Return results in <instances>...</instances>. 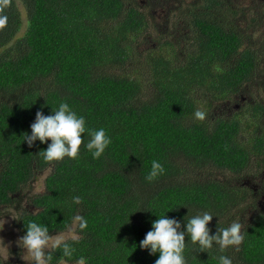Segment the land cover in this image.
I'll return each instance as SVG.
<instances>
[{"label": "trees", "instance_id": "trees-1", "mask_svg": "<svg viewBox=\"0 0 264 264\" xmlns=\"http://www.w3.org/2000/svg\"><path fill=\"white\" fill-rule=\"evenodd\" d=\"M155 1V8L175 7ZM176 1L183 11L189 4L181 13V21L187 18L182 33L191 30L188 46L159 35L163 42L145 54L142 72H148L141 76L130 73L127 61L131 40L151 26L143 7L150 0H0V19L6 18L0 26V206L20 210L22 235L29 220L46 224L50 234L67 230L75 215L88 221L83 231L76 227L79 239L69 241L72 256L57 251L52 264H77L81 257L85 264H154L158 253L149 255L139 241L157 217L137 207L160 214L170 205L178 206L166 215L182 225L198 209L211 211L213 232L232 222L233 211L251 207L242 244L223 254L233 264H264V210L258 208L264 176L246 174L253 162L264 168V96L254 95L244 121L194 118L205 105L263 89L257 77L264 68V0H253L252 24L241 23L236 32L226 24L248 10L241 12L242 0ZM60 102L83 115L87 127L111 136L100 158L93 160L82 143L78 158L45 162L37 152L46 143H20L36 111L50 114ZM242 131H249L243 141ZM152 160L165 171L149 182ZM43 172V190L20 209L23 187ZM225 172L237 181L226 180ZM74 195L83 197L80 205H72ZM216 254L187 252L189 264H216Z\"/></svg>", "mask_w": 264, "mask_h": 264}, {"label": "clouds", "instance_id": "clouds-1", "mask_svg": "<svg viewBox=\"0 0 264 264\" xmlns=\"http://www.w3.org/2000/svg\"><path fill=\"white\" fill-rule=\"evenodd\" d=\"M5 21L6 18L0 19V26ZM205 116L206 113L200 109L194 111L195 119L204 120ZM85 135L87 136L86 142ZM20 137V143L25 142L29 148L33 147L36 141L41 144L46 143L47 147L37 152L45 162L61 161L66 157L69 159L78 158L82 143L84 149L95 160L105 153L106 148L112 142V138L105 128L87 127L85 117L73 110L67 102H60L56 107L51 106V112L47 115L42 110H37L34 121L30 124V133L24 132ZM164 171L161 162L152 160L145 180L151 182ZM82 201V196L74 195L71 203L72 205H80ZM177 206L170 205L160 214L152 206L137 207V209H151L157 217L151 221L150 230L139 241V247L142 250H147L149 255L158 253V258L155 259L154 264H189L187 252H207L210 254L213 250L218 253L214 256L216 264H233L232 258L223 253L230 247L238 250L242 244L245 238V224L241 219L233 220L226 227L216 225V231L213 232L210 222L213 217H216L214 213L207 209H198L194 214L186 215L182 225L177 218L166 215L167 212ZM132 212L134 211L130 213ZM6 213L13 218H22L16 215L14 209L8 210ZM128 218L129 215L126 222ZM3 224L4 219L0 228L3 227ZM77 226L81 231L86 229L88 226L87 219L82 215H75L73 225L67 228V232L64 234L56 233L55 235L50 234V229L46 224L29 220L27 224L24 223L26 231L17 241L23 250L22 258L27 264H52L57 251L66 258L71 257L75 249L69 241L75 242L79 239L76 235ZM186 237L188 238L187 242ZM189 242L193 245L192 249L187 247ZM3 246L5 245L0 247ZM7 253V255H0V264H5L7 261L8 249ZM77 264H85L84 258H79Z\"/></svg>", "mask_w": 264, "mask_h": 264}, {"label": "rangeland", "instance_id": "rangeland-1", "mask_svg": "<svg viewBox=\"0 0 264 264\" xmlns=\"http://www.w3.org/2000/svg\"><path fill=\"white\" fill-rule=\"evenodd\" d=\"M145 1L148 2V0H145ZM166 2H173L174 4H176V6L178 5V1H176V0H161L162 4H164ZM259 3L261 4V0H259ZM151 4H153V7H154L155 5L157 6L158 3H156V1L154 0L153 3H151ZM176 6L171 7L172 12L168 13L167 17L169 19H171L170 24L173 22L174 23L178 22L177 27H179L181 25V28L179 29V31L182 33V23H180V22H181V13L183 12V10H182V7L176 8ZM250 8H252V7H250ZM254 10L255 9L252 8L250 13H253ZM246 14H247V11L245 12V14L243 16L242 15L237 16L238 22L240 24L244 23V28H247L249 25L246 22V19L248 18V17L246 18ZM154 18H158V17L155 16ZM248 19H250V18H248ZM167 26H168V23L166 25H164V27H167ZM164 27L162 25V20L157 19L154 27L153 26L147 27L142 34L140 33L137 36V39H134V40L132 39L133 41L131 40L130 49H131V58L132 59H129L127 61V64H129L131 69H132L130 71L131 74L139 73L141 76H143L145 74V72H148V68H146L145 71L142 72L143 68H144V61H145L144 56L149 51V49L151 47H154V45L152 46V44H154L155 40L157 39V36L159 35L158 33L164 32ZM132 61H134V62H132ZM258 76H259V78L257 77V81L261 84V86L264 89V68L262 70V73H259ZM145 95H146V97H149V94L145 93ZM261 98H264V97H261ZM211 104H213V103H211ZM214 104H215V107H214ZM214 104H213V107H210L208 105H205L203 107V109H202L203 111H210L208 114H206L205 118H210V120H212V117L214 116V118H215V115L216 116H223V114L220 112V111L224 110L221 107L222 103L216 102ZM208 107H210V108H208ZM224 115H226V114H224ZM228 115L232 116L233 112H230ZM262 165H260L259 168H257V165L253 162L249 166L248 170H250V171L247 170L248 172L246 173V174H249L248 178L251 179L253 175L259 176L260 178H262V176H264V168L262 167ZM208 172H211V170L209 169ZM44 176H45V172L39 174L33 181H31L28 185L23 187V192H22L23 194H21L17 198L19 201L17 203V205L19 206L20 209L22 207L30 206L28 198L31 195L39 193L43 190ZM222 176L231 183H234L235 181H237V179L235 177H233L232 174L229 172H225ZM259 177H254L252 179V183L257 184L259 182L258 181ZM244 185H245V182L242 183V186H244ZM258 208L261 210H264V203L260 204L258 206ZM11 209H14L16 211V215L19 217L20 210L15 205H12V206L7 205V206H3V207L0 206V224H2L3 219H4L3 227L0 228V246H2L3 244L5 245L3 247H0V255H7L8 254L7 249H8L9 257H8L7 261H5V264H27V262L22 258L23 250L20 248V246L17 243L19 238L22 236L20 229H18L16 226V221L18 218H13L10 214L6 213V211L11 210ZM253 213H254V210L251 207L249 209L246 207V209H244L243 211H240V210L233 211L231 213V218H232V221L241 219V221L246 225V223H248L249 220H251ZM66 232H67V230L59 232V233L64 234ZM55 234L56 233L51 234V235H55ZM6 247H7V249H6ZM64 264H66V263H64Z\"/></svg>", "mask_w": 264, "mask_h": 264}, {"label": "flooded vegetation", "instance_id": "flooded-vegetation-1", "mask_svg": "<svg viewBox=\"0 0 264 264\" xmlns=\"http://www.w3.org/2000/svg\"><path fill=\"white\" fill-rule=\"evenodd\" d=\"M227 2H229V3H231V2H233V3H237V0H227ZM242 2V11L241 12H243L244 11V8L245 7H248V10H247V14H246V18L248 17V18H252V16H253V14L252 13H250L251 12V10H252V2H253V0H242L241 1ZM151 3H153V0H150V2H149V4L147 5V3H144L143 4V7L144 8H149L148 9V15H147V20H148V22L150 23V25L151 26H153L154 27V25H155V19H153V11H158L157 12V17L158 18H156V19H162V25H163V27H164V25H166L167 23H168V26L167 27H164V32H162V33H158L159 35H161V34H166L168 37L167 38H169V39H178V38H180V40H181V42H182V45H185V47H187L188 46V38L190 37V29L189 28H186L185 30H184V32H183V34L178 30V27H177V23L178 22H173V23H171L170 24V22H171V19H166L167 21L165 22V18L167 17V15H168V13H171L172 11H171V9L170 10H168V9H166V8H162V7H157V8H154L153 7V4H151ZM151 4V5H150ZM150 5V6H149ZM174 6H176V4H173ZM262 5H264V4H262ZM159 6V5H158ZM183 6H185V10L183 11V12H185L187 9H188V7H189V4H187V3H184L183 4ZM235 6H237L236 4L235 5H233V8L235 9ZM250 7H252V8H250ZM154 8V9H153ZM161 8V9H160ZM254 9V8H253ZM182 12V13H183ZM236 12H237V7H236V11H234V12H229L230 13V15L232 16H234V14H236ZM185 14V13H184ZM250 14V15H249ZM246 19V22L248 23V24H252L251 23V19ZM186 19L187 18H185L183 21H181L180 23H182V25L185 23V21H186ZM234 21H235V24H232V26L231 25H229V24H226V26H228V27H231V29H234L235 30V32L237 31V29H238V21H237V14H236V16H235V18H234ZM234 21H233V23H234ZM159 23V22H158ZM243 24V23H242ZM186 26V25H185ZM240 27H242V25L240 24L239 25ZM244 27V26H243ZM166 30V31H165ZM158 35V36H159ZM158 36H157V39L155 40V44L157 45V46H159L163 41L162 40H160L159 41V39H158ZM155 44H153L154 45V47H155ZM176 48L177 49H180L181 47L179 46V45H177L176 46ZM250 95H247L246 97H244V96H242V95H240V96H238V95H235L234 96V98H231V99H228V100H225V101H221L220 103H222L221 105V107L224 109L223 111H220L222 114H223V116H216L215 115V118H225V119H232V118H234V117H238L239 119H241V120H243V114L245 113L244 111H245V108H246V106H247V104L248 103H253L254 102V99H255V97H256V99H259V97H261V96H264V89H262V88H260V92H258V94H255L254 92H251L250 91V93H249ZM254 95H255V97H254ZM251 103V104H252ZM220 108V107H219ZM218 108V109H219ZM230 112H233V115L232 116H229L228 114L230 113ZM224 114H226V115H224ZM213 118H214V116H213ZM244 121V120H243ZM249 136V131H242V132H240V140L241 141H243L244 140V138L245 137H248ZM255 189V188H254ZM260 191H261V193H262V197H261V199L260 200H264V190H261L260 189ZM258 204L260 205V203L258 202Z\"/></svg>", "mask_w": 264, "mask_h": 264}]
</instances>
